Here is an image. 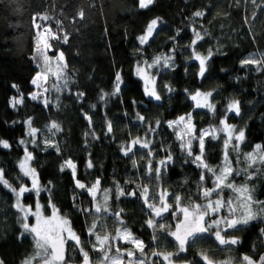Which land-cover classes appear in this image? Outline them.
<instances>
[{
  "label": "trees",
  "instance_id": "trees-1",
  "mask_svg": "<svg viewBox=\"0 0 264 264\" xmlns=\"http://www.w3.org/2000/svg\"><path fill=\"white\" fill-rule=\"evenodd\" d=\"M81 9L85 13L83 19L77 15ZM197 10L205 15L193 17V12ZM38 12H47L62 20L63 28L69 35L68 43L59 42V49L64 51L68 63V88L60 93L52 92L47 108L41 101L28 97V93L34 91L30 80L38 70L31 58L34 36L32 17ZM156 16L162 17L164 24L159 26L158 33L149 44L143 46V57L151 59L161 52L177 48L176 67L161 70L157 76V90L163 97L160 102L143 95L141 82L133 74L136 61L141 59L136 51L141 47L136 37L141 34L146 22ZM193 26L202 34L208 33L198 42L196 49L206 54L211 48L215 53L209 64L210 70L202 80L196 76L197 63L186 62L185 59L190 54V49L185 46L193 38ZM53 27L55 30L54 24ZM177 30H180L179 35ZM173 36L175 41L169 39ZM253 53L257 54V58L264 53V0H255V3L252 0H156L148 10L139 9L137 0H0V138L11 144L8 149L0 147V168L5 170L6 178L18 186L16 178L21 174L17 163L23 156V146L18 144V140H31L26 135L27 126L24 124L31 117L33 126L40 129L38 144H28L29 151L35 156L32 166L37 169L42 185L52 182L51 191L42 192L40 201L47 206L50 196L61 212L69 215L85 247L89 239L86 228L91 218L76 210L72 197L78 195L76 203L88 207L91 206V198L83 190L75 188L70 171L59 170L60 164L68 157L78 165V179L90 184L100 177L102 188L113 189L108 202L112 212L124 210L123 219L148 245L145 249L147 253L175 251L171 237L160 234L158 242L152 241L153 230L144 223L148 217L138 197L115 198L114 179L125 191L135 187L133 183L125 185L126 180L149 183L144 170L145 160L140 159L147 150L138 148L135 151L139 168L134 169L131 159L120 152L119 145L129 139V133L132 137L144 136L145 125L135 119L137 111L153 123L156 119L167 121L189 111L193 112L198 127L215 122L206 110L193 108V102L184 92L186 88L202 91L218 88L219 93L214 96L218 102L217 116L222 114L228 98H238L242 115L229 114V123L246 127L247 139L241 146L242 150L250 151L252 145L264 143V69L256 71L254 65L241 68L239 63ZM118 70L124 80L120 94L106 97V102L100 101L101 89L111 93ZM13 83L19 85V91L25 95L24 104L16 108L9 104L12 96L19 95L17 89L12 88ZM164 84H170L175 91L168 93ZM81 92L84 93L82 99L76 95ZM133 99L137 101L135 109L131 103ZM93 104L95 109L91 107ZM84 113L92 118L91 129ZM105 118L113 123V132L107 135ZM52 121H56L61 128L59 132L53 130L55 135L46 127ZM85 132H94L98 139L91 134L85 136ZM45 138L58 144L61 149L59 154L53 148L44 150L42 141ZM149 138L154 140L157 159L165 155L159 151L161 143L171 145L176 158L163 177L162 185L172 192L196 199L194 182L199 178L200 170L191 163L183 162L173 131L162 124L158 135L153 134ZM221 150L222 140H206L205 153L209 164H220ZM88 159L94 165L91 169L86 167ZM244 166L243 163L239 165ZM257 167L260 171L251 180L246 181L244 175L234 176L233 179L237 184L247 182L253 188L254 198L264 201V165ZM185 177L188 184L181 186ZM23 182L29 183L27 178H23ZM152 183H155L154 179ZM206 185L211 187V180H207ZM224 195L227 198L231 193L225 189ZM13 200L11 192L0 185V258L5 264H22L34 248L30 235L20 237L18 213L12 207ZM34 200L33 194H26L25 202L33 203ZM162 222L174 228L176 220L168 215L167 220ZM106 223L109 231L117 226L110 214H107ZM262 228L264 219H257L240 231L230 230L229 236L241 238V243L234 246L232 252L221 250L214 238L209 236L181 253L180 258L202 264L196 253L207 250L215 260H224L229 256L239 258L245 253L258 259L259 254H264ZM68 256L72 260H80L76 251L68 252Z\"/></svg>",
  "mask_w": 264,
  "mask_h": 264
},
{
  "label": "snow or ice",
  "instance_id": "snow-or-ice-1",
  "mask_svg": "<svg viewBox=\"0 0 264 264\" xmlns=\"http://www.w3.org/2000/svg\"><path fill=\"white\" fill-rule=\"evenodd\" d=\"M255 3V0H252ZM156 0H137L138 8L148 10ZM77 15L83 19L84 10L81 9ZM193 17H202L203 11L193 12ZM55 25V30L53 27ZM164 24L162 17L151 18L144 25L143 31L136 37L141 46L136 51L141 56L137 60L133 74L141 82L142 93L145 97L160 102L163 97L157 90V76L161 70L174 69L176 47L169 49L167 53L161 52L154 55L151 59L143 57V46L148 45L154 35L158 33L160 25ZM32 27L34 29L32 60L37 65V71L30 80L34 86V91L28 93V97L34 101H41L45 108L49 106L50 94L60 93L68 88V63L65 53L59 49V42L68 43L69 35L63 28V21L56 19L47 12L36 13L32 17ZM193 38L185 47L190 49L186 62L195 61L197 63L196 76L198 79L206 78L209 72V64L215 53L211 48L207 49L206 54L198 51L196 45L203 40L207 32L201 31L195 26L191 29ZM180 30H177L179 35ZM175 41V36L169 38ZM219 51V50H217ZM51 53V54H50ZM241 68L246 66H256V71L264 69V53H253L240 60ZM155 70V73L154 71ZM188 69L185 68V72ZM236 79H240L236 77ZM124 80L121 71H116L111 93L101 89L100 101L106 102V97L120 94ZM164 89L172 93L175 89L170 84H164ZM12 88L17 89L19 95L10 98L9 104L12 108L23 105L25 95L19 91V85L13 83ZM187 98L193 102L194 109L206 110L214 118L215 122L209 123L205 127H198L194 121L193 112L189 111L178 115L176 118L161 121L156 119L149 122L146 117L135 113L137 122L145 125L144 136L132 137L119 145L120 152L129 157L132 167L138 169V161L135 158V151L139 149L147 150L140 159L145 160V175L149 183H136L134 180H126L128 183L135 184L131 190L125 191L119 181L114 179L115 198L138 197L144 206L145 214L148 217L144 223L153 230L152 241L158 242L160 234L171 237L174 241L175 251H152L150 254L145 251L148 245L138 236L123 219V209L112 212L109 200L112 198V188H102L101 179L97 177L90 184L77 178V163L68 157L59 166V170L70 171L74 186L81 189L91 198V206H81L77 204L79 197L74 195V207L85 217H90L86 233L89 237L87 247L82 240L80 233L73 226V221L68 214L61 210L52 202L49 196L47 206L40 203L42 192L51 191V181L47 185H42L37 169L32 166L35 160L33 152L29 151L28 144L37 145V133L40 129L33 126L32 118L24 121L27 126L26 135L31 137L30 141L21 138L18 144L23 146V156L18 160L17 166L20 176L16 179L18 186L6 178L5 170L0 168V185L8 189L14 197L12 207L18 213V223L20 225V237L30 235L33 241L34 253L26 257L22 264H71L69 251H76L80 255V264H196L194 260L181 259V253H185L190 247L205 237L214 238L221 250L232 252L233 247L241 243L238 236H229V231H240L250 222L257 219H264V201L254 198L253 188L247 182L237 184L234 176L244 175L247 180H251L260 169L257 165H264V143H256L251 146L250 151H243L242 145L246 142V127H238L236 124L229 123L230 115L239 117L241 112V101L238 98H228L222 109V114L217 116L218 102L214 96L219 93L218 88L202 91L197 88L194 90L184 89ZM78 98L82 99L84 93H77ZM58 99V97H57ZM135 109L137 101H131ZM93 109L96 105L91 106ZM127 115V113H125ZM85 119L91 129L92 118L84 113ZM13 123H16L15 121ZM106 135L113 132V123L105 118ZM166 125L174 133L175 140L185 164L191 163L199 169V178L194 182L196 187L195 196L185 197L181 193L172 192L162 185L163 177L169 168L175 163V157L171 145L161 143L159 151L165 155L157 159V150L154 140L149 138L153 134L158 135L161 125ZM49 132L61 131L60 125L56 121L50 122L46 126ZM55 130V132H53ZM92 135L98 139L94 132H85L84 135ZM222 140V154L219 165L208 163L205 153L206 140ZM44 150L53 148L59 154L61 149L58 144L51 139L45 138L43 141ZM194 145L196 146L194 148ZM0 147L11 148L8 140L0 138ZM198 148V151L196 150ZM235 161V165H234ZM244 167H239L240 164ZM93 162L88 159L86 167L91 169ZM23 178H27L29 183H24ZM154 179L155 183H152ZM211 180L212 186L208 187L206 181ZM188 179L185 177L181 186H186ZM225 189L231 195L227 198L224 195ZM26 194H33L34 204H26ZM171 201V202H169ZM45 207L50 209V214L45 215ZM107 214H110L113 222L117 225L114 230L109 231L107 227ZM171 215L176 220L174 225L164 223L167 216ZM34 219V223L29 222V218ZM87 222V221H86ZM264 236V228L260 229ZM128 247H122L121 245ZM255 248V246H253ZM92 253H96L94 257ZM196 255L202 264H264V254H259L258 259H254L249 254H241L239 258L229 256L224 260H215L207 250H200ZM156 257L158 259H153ZM0 264H5L0 259Z\"/></svg>",
  "mask_w": 264,
  "mask_h": 264
},
{
  "label": "rangeland",
  "instance_id": "rangeland-1",
  "mask_svg": "<svg viewBox=\"0 0 264 264\" xmlns=\"http://www.w3.org/2000/svg\"><path fill=\"white\" fill-rule=\"evenodd\" d=\"M51 54V53H50ZM15 96H18V95H15ZM13 97V96H12ZM257 200H259V199H257ZM261 201V200H260ZM25 202V201H24ZM26 204H34L35 203V200H34V202L33 203H30V202H25ZM40 203L42 204V205H45L42 201H40ZM46 206V205H45ZM44 214L45 215H49L50 214V209L49 208H47V207H45V209H44ZM29 222L30 223H34V219L33 218H29ZM89 240V239H88ZM122 247H128L127 245H121ZM156 251H164V250H156ZM69 252H72V251H69ZM34 253V249H33V251H32V253L31 254H29L28 256H31L32 254ZM70 255V254H69ZM92 255L95 257L96 256V253H92ZM27 256V257H28ZM155 258L156 257H153V259L155 260ZM1 259V258H0ZM156 259H158V258H156ZM70 261H71V264H80V260L79 261H76V260H72L71 258H70ZM34 264H35V262H34Z\"/></svg>",
  "mask_w": 264,
  "mask_h": 264
}]
</instances>
